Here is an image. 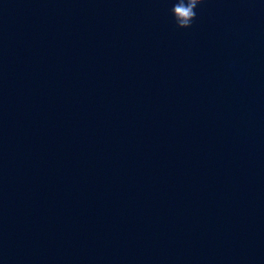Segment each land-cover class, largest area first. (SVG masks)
<instances>
[{
	"label": "water",
	"instance_id": "obj_1",
	"mask_svg": "<svg viewBox=\"0 0 264 264\" xmlns=\"http://www.w3.org/2000/svg\"><path fill=\"white\" fill-rule=\"evenodd\" d=\"M0 0V264H264V0Z\"/></svg>",
	"mask_w": 264,
	"mask_h": 264
},
{
	"label": "clouds",
	"instance_id": "obj_2",
	"mask_svg": "<svg viewBox=\"0 0 264 264\" xmlns=\"http://www.w3.org/2000/svg\"><path fill=\"white\" fill-rule=\"evenodd\" d=\"M204 0H172L170 15L177 28H188L196 18V9Z\"/></svg>",
	"mask_w": 264,
	"mask_h": 264
}]
</instances>
